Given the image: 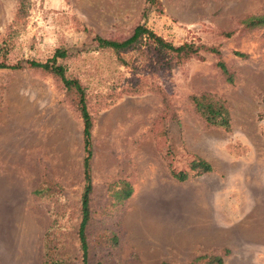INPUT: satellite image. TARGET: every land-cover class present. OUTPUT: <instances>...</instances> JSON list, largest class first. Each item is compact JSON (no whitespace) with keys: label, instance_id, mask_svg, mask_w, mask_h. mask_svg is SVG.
Masks as SVG:
<instances>
[{"label":"rangeland","instance_id":"obj_1","mask_svg":"<svg viewBox=\"0 0 264 264\" xmlns=\"http://www.w3.org/2000/svg\"><path fill=\"white\" fill-rule=\"evenodd\" d=\"M160 3L161 14L145 0H0V63L18 66L0 69V264H44L48 231L56 256L82 264V121L60 81L27 63L58 49L92 112L87 264H264V27H244L264 0ZM142 24L199 57L163 67L96 48ZM202 93L225 102L229 131L196 115ZM195 159L212 171L189 172ZM120 181L131 194L117 201Z\"/></svg>","mask_w":264,"mask_h":264},{"label":"trees","instance_id":"obj_2","mask_svg":"<svg viewBox=\"0 0 264 264\" xmlns=\"http://www.w3.org/2000/svg\"><path fill=\"white\" fill-rule=\"evenodd\" d=\"M147 8H152L154 12L161 14L163 8L160 0H145ZM244 27L246 29H255L264 27V14L261 16H252L244 20ZM224 37H230L229 34H224ZM98 50H107L115 54L124 53L128 51H141V54H146L147 58L153 57V62L161 64L163 67H171L172 64H181L192 58L199 57L200 47L194 44H183L175 47L170 42L164 40L162 37L156 35L152 30L145 25H137L133 33L124 40L116 39H103L96 37ZM144 47L142 50L141 48ZM215 53H218L216 50ZM237 56H242L235 53ZM151 56V57H149ZM67 54L64 50L58 49L55 51L53 57L46 62H38L30 60L28 63L29 68L39 70L42 73L51 75L57 78L63 89L68 102L75 111L79 114L82 121V143H83V179L84 187L80 198V222L77 231V238L79 242V251L81 253L82 264H87L88 256V243L86 230L91 218L90 202L93 187L91 183V159L93 155L92 149V112L87 97V92L82 83L73 77L67 76L66 68L63 65L56 63L57 59H65ZM123 64H125L123 62ZM158 64V65H159ZM18 66H6L0 63V69H15ZM218 67L224 75H228L226 67L223 63L219 62ZM230 81V78H227ZM128 91L129 95H139L142 93L140 90ZM159 94L163 95V91L159 89ZM166 97L163 96L165 103ZM194 110L196 115L208 126L221 128L229 131L230 114L225 105V102L210 93H202L199 99L195 102ZM233 150H230V154ZM212 171V166L200 159L193 160L189 165V172L194 175H202ZM189 172H178L174 176L179 181L186 180ZM110 196L117 201L128 198L131 194V188L128 182L120 181L115 182L109 188ZM38 193V192H37ZM41 195V194H40ZM115 241V240H114ZM52 233L48 231L44 237V264H65L64 259L59 258L55 254V244H52ZM196 264H224L221 256H203L196 259Z\"/></svg>","mask_w":264,"mask_h":264}]
</instances>
